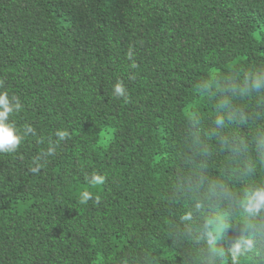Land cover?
<instances>
[{"label":"trees","instance_id":"16d2710c","mask_svg":"<svg viewBox=\"0 0 264 264\" xmlns=\"http://www.w3.org/2000/svg\"><path fill=\"white\" fill-rule=\"evenodd\" d=\"M258 66L264 0H0V93L24 105L11 120L17 129L37 133L0 155V264H207L200 235L218 204L194 211L206 189L183 179L200 170L187 155L182 113L192 108L210 127L215 97L199 85ZM118 81L131 103L114 98ZM260 95L246 98L249 112ZM57 131L72 138L31 174ZM225 164L217 156L208 173ZM93 173L107 177L101 203L82 206ZM252 183H264V164L233 181V192ZM230 223L218 247L251 235L256 252L241 264H264V235L244 233L242 217Z\"/></svg>","mask_w":264,"mask_h":264},{"label":"clouds","instance_id":"9594fccd","mask_svg":"<svg viewBox=\"0 0 264 264\" xmlns=\"http://www.w3.org/2000/svg\"><path fill=\"white\" fill-rule=\"evenodd\" d=\"M128 59H133L131 53ZM137 67L136 64H132L133 69ZM239 67L241 66H237ZM4 87V81L0 80V89ZM199 94L215 97L211 126L201 127V121L192 108L182 113V120L188 125L190 137L187 155L192 157V163L200 170L195 177L183 179L189 184L195 182L200 188L206 189L204 200H197L194 203L196 213L205 210V200L218 204L213 215L202 225L200 235L208 250L207 264H217L218 259L227 264L228 257L231 258V264H241L242 257L256 252L255 238L242 234L234 240L227 252L218 245L221 238L232 228L230 221L235 216L246 221L243 225L244 233L264 235V183L250 184L243 195L234 193L232 188L233 181L239 179L240 183H244L256 175L259 165L264 164V71L258 66L255 72L250 70L242 79H229L224 83L209 74L199 85ZM253 94L261 95L257 101L258 107L249 112L245 100L250 99ZM113 95L114 98L123 100L125 104L131 103L123 81L116 83ZM23 111L24 105L18 96L10 97L6 91L0 93V155H15L29 136H37L35 129L26 127L21 131L11 122L12 117ZM250 126L254 134L246 132ZM230 128L237 131L229 132ZM55 138V142H49L48 150L41 152L32 161L35 167L29 169L31 174L39 175L47 158L55 156L57 148L72 137L68 131H57ZM37 143L44 144L45 141L41 138ZM217 156H223L227 164L209 174L210 162ZM86 180L88 188L80 192L79 204L86 206L95 200V204L99 205L100 194L107 177L93 173L86 177ZM192 219V211H186L182 217L184 221L190 222ZM253 221L258 222V226L254 225Z\"/></svg>","mask_w":264,"mask_h":264}]
</instances>
